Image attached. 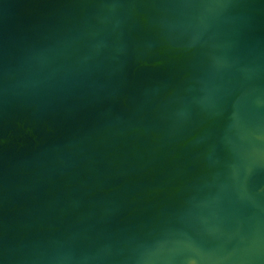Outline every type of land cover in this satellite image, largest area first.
I'll return each mask as SVG.
<instances>
[{
	"label": "water",
	"instance_id": "95a60500",
	"mask_svg": "<svg viewBox=\"0 0 264 264\" xmlns=\"http://www.w3.org/2000/svg\"><path fill=\"white\" fill-rule=\"evenodd\" d=\"M0 264H264V0H0Z\"/></svg>",
	"mask_w": 264,
	"mask_h": 264
}]
</instances>
